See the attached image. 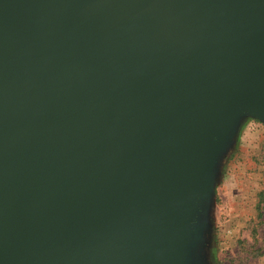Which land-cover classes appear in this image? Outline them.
Listing matches in <instances>:
<instances>
[{"label":"water","instance_id":"95a60500","mask_svg":"<svg viewBox=\"0 0 264 264\" xmlns=\"http://www.w3.org/2000/svg\"><path fill=\"white\" fill-rule=\"evenodd\" d=\"M246 118L264 0H0V264H211Z\"/></svg>","mask_w":264,"mask_h":264},{"label":"rangeland","instance_id":"374dc122","mask_svg":"<svg viewBox=\"0 0 264 264\" xmlns=\"http://www.w3.org/2000/svg\"><path fill=\"white\" fill-rule=\"evenodd\" d=\"M211 264H264V124L246 118L225 157L211 210Z\"/></svg>","mask_w":264,"mask_h":264}]
</instances>
